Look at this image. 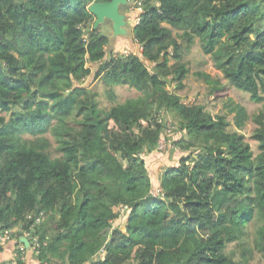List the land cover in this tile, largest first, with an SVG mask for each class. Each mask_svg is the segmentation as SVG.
<instances>
[{
    "label": "trees",
    "instance_id": "1",
    "mask_svg": "<svg viewBox=\"0 0 264 264\" xmlns=\"http://www.w3.org/2000/svg\"><path fill=\"white\" fill-rule=\"evenodd\" d=\"M98 1L109 0H0V232L33 228L39 264L264 260V0H128L140 7L138 55L107 53L88 11ZM195 38L224 79L261 103L256 154L224 114L167 89L183 87L182 52ZM88 63L111 101L114 85L140 94L103 110L84 85ZM165 112L187 154L151 177L152 157L170 149L168 139L157 149L174 129ZM229 112L241 129L246 109Z\"/></svg>",
    "mask_w": 264,
    "mask_h": 264
},
{
    "label": "rangeland",
    "instance_id": "2",
    "mask_svg": "<svg viewBox=\"0 0 264 264\" xmlns=\"http://www.w3.org/2000/svg\"><path fill=\"white\" fill-rule=\"evenodd\" d=\"M133 8V3L131 1L127 2L125 5H122L120 12L126 15V25L125 28L127 33L124 35H115L112 28V22L109 19H105L103 22L99 23L97 26L99 32L108 37V44L106 45L107 53L110 52H124L126 50L129 53L138 55L139 46L133 40V24L135 23V17L138 14L139 10ZM175 33V31H173ZM173 60H170L172 63ZM181 62L185 63L188 68L186 77L183 80V87L178 89L175 87L176 82L173 80L167 85V89L170 92L177 94L182 102L191 104H201L205 110L209 111L213 115L224 114L229 121L228 129L230 131H238L243 135L244 140L250 145L253 153H257V141L252 138L256 124L252 121L251 117L259 112L261 108V103L254 102L250 99V96L247 92H244L235 86L231 85L220 71L216 70L212 64V60L208 54H205L201 48V45L197 38H195L194 43L190 46L188 50H183ZM92 74L85 80V86L89 87L97 93V101L103 110H106L111 107V105L116 102H123L127 98L137 97L140 93L133 88H130L126 85H114L113 91L116 95L114 101H111L106 94L108 86H106L100 78H95L94 71L96 66H91ZM206 73L209 76V81L207 82L204 78L199 77L196 73ZM210 80H218L220 85L224 86L222 93L217 96L212 90V83ZM261 96H264V90L259 93ZM233 104L242 105L248 114V118L244 122V125L241 129H238L234 124V113L229 112L230 107ZM163 118L170 122L173 126V131L170 135L166 136V139L170 142L169 152L165 153H156L152 160L155 162L150 168L151 177L159 172L160 169L167 164H177L181 155L183 153L176 144L173 142L178 139L180 136H184V133L179 128L177 121L173 114L165 112ZM172 135V136H171ZM52 145L55 143L51 136H48ZM149 159V158H148ZM124 211V209H123ZM120 223V222H118ZM117 223V224H118ZM122 223V222H121ZM119 224L121 226L122 224ZM115 224V225H117ZM236 248L235 244H229L228 248ZM238 250V249H237ZM250 264H264V260L257 254L254 253Z\"/></svg>",
    "mask_w": 264,
    "mask_h": 264
},
{
    "label": "water",
    "instance_id": "3",
    "mask_svg": "<svg viewBox=\"0 0 264 264\" xmlns=\"http://www.w3.org/2000/svg\"><path fill=\"white\" fill-rule=\"evenodd\" d=\"M128 0H109L92 2L88 6V11L94 16L93 29H96L99 23L105 19L112 22V28L115 35H124L127 33L125 28L126 15L120 12V6L125 5ZM20 242L24 243L27 247L28 240L25 237H20Z\"/></svg>",
    "mask_w": 264,
    "mask_h": 264
},
{
    "label": "built area",
    "instance_id": "4",
    "mask_svg": "<svg viewBox=\"0 0 264 264\" xmlns=\"http://www.w3.org/2000/svg\"><path fill=\"white\" fill-rule=\"evenodd\" d=\"M138 9L140 10V7H138ZM129 52H127L126 50L124 51V54H128ZM166 131L167 132H171L172 131V126L171 124L167 123L166 124ZM168 145V141L166 140L165 136H161L158 139L157 142V149L158 150H163L167 147ZM42 219V216H40L39 218H37L36 223L40 222V220ZM13 235V231L12 229H5L2 230L0 232V247L4 245V243L9 240L11 238V236ZM23 237H25L28 242H29V246L33 249V251L37 254L38 253V249L41 246V243L39 241V238L36 234H34V229L31 228L25 232H23L22 234ZM21 236V237H22ZM24 243L20 242V240L18 239V244H17V248H16V253L14 255L15 259L12 261L11 264H21L22 262V257H21V252L24 250ZM47 264V263H45Z\"/></svg>",
    "mask_w": 264,
    "mask_h": 264
},
{
    "label": "crops",
    "instance_id": "5",
    "mask_svg": "<svg viewBox=\"0 0 264 264\" xmlns=\"http://www.w3.org/2000/svg\"><path fill=\"white\" fill-rule=\"evenodd\" d=\"M13 235L9 240H7L3 246L0 247V264H11L12 261L15 259L14 255L16 253L17 248V242H16V236L19 235V227L15 226L12 228ZM19 236V240L20 237ZM24 250L20 253L22 257L21 264H39V261L36 257V253L33 251V249L28 245V247L24 244Z\"/></svg>",
    "mask_w": 264,
    "mask_h": 264
},
{
    "label": "clouds",
    "instance_id": "6",
    "mask_svg": "<svg viewBox=\"0 0 264 264\" xmlns=\"http://www.w3.org/2000/svg\"><path fill=\"white\" fill-rule=\"evenodd\" d=\"M125 51V50H124ZM121 53H123L124 54V52H121Z\"/></svg>",
    "mask_w": 264,
    "mask_h": 264
}]
</instances>
